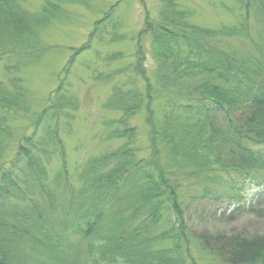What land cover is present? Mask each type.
Returning <instances> with one entry per match:
<instances>
[{"label":"trees","instance_id":"obj_1","mask_svg":"<svg viewBox=\"0 0 264 264\" xmlns=\"http://www.w3.org/2000/svg\"><path fill=\"white\" fill-rule=\"evenodd\" d=\"M62 1L46 0L40 12L32 14L19 0H0V63L37 57V32L64 19ZM161 1L159 19L153 20L145 7V27L139 32V39L148 35L152 41L157 60L153 75L143 64L139 40L134 70L141 86L136 82L126 90L114 84L107 103L123 112L113 136L127 143L89 160L80 173L78 193L65 184V151L57 130L50 140L63 157L65 171L52 184L45 183V166L30 147L37 146L34 136H25L28 147L19 143L11 157L0 160V264H197L182 200L187 184L202 188L197 198L235 202L234 208L230 204L220 211L227 221L262 214L254 204L246 208L236 203L243 201L247 184L264 185V34L254 52L241 53L224 38L243 34L241 29L201 28L189 22V13L176 0ZM118 5L96 22L88 41L72 48L55 92H63L79 55L92 48L93 37L113 21ZM246 11L248 15V6ZM242 28L245 31L246 24ZM9 43L17 48H6ZM15 90L0 84V105L23 110L25 94ZM60 98L62 94L49 97L36 128L51 115L59 117ZM158 103L166 107L163 117L157 115ZM141 116L151 150L147 157L129 143L140 129L132 126L133 120ZM4 123L0 118V156L9 146ZM22 164L30 169L22 183L28 191L39 192L44 203L29 197L32 203L24 206L29 201L24 191L25 199L13 203L15 191H22ZM56 192L64 197L61 207L53 200ZM161 226L164 230L158 232ZM164 239L172 245L156 248ZM197 241L227 264L264 262V232L251 237L203 232Z\"/></svg>","mask_w":264,"mask_h":264},{"label":"rangeland","instance_id":"obj_2","mask_svg":"<svg viewBox=\"0 0 264 264\" xmlns=\"http://www.w3.org/2000/svg\"><path fill=\"white\" fill-rule=\"evenodd\" d=\"M27 12L36 14L46 4V0H19ZM78 3L74 0L62 1L65 16L61 22H54L49 28L37 32V57L32 56L27 62L5 61L0 63V84L12 93L21 88L25 94V109H8L0 105V118L5 121L3 129L9 136L7 151L1 155L3 159L11 157L19 143L28 147L25 136H34L35 147L30 146L33 153L45 166L46 184H52L60 173H63V157L59 151L55 152L51 142V134L58 131L65 151V166L67 173H63L65 184L75 187L78 193L82 184L80 173L83 172L90 159L113 152L127 143L126 138L113 136L117 129L118 120L123 116L121 110L108 107L107 103L113 92L114 84L128 90L140 84L134 66L137 63V49L139 40L143 45L145 60L143 64L153 75L157 66L150 36L143 35L139 39V32L145 27L146 9L150 17L159 19L163 7L161 0H86ZM247 1H251V4ZM65 2V3H64ZM118 2L114 19L107 22L92 40V48L79 55L65 81L59 109V117H47L36 128V122L45 108L49 97L57 98L61 94L55 92L62 84L63 69L72 55V48L78 47L89 40L98 20L104 17L109 8ZM178 7L189 13V22L210 30H240L244 33L227 38L226 43L241 53H252L254 47L261 41L264 34V0H176ZM246 6L249 13L247 15ZM248 17H247V16ZM243 24H246L244 31ZM223 38V39H224ZM6 46L8 49L17 48L15 44ZM235 47V48H234ZM141 80V79H140ZM166 107L158 103L157 115L163 117ZM157 116V117H158ZM133 120L138 125L137 138L129 141L130 146L139 150L143 156L150 155L147 127L144 117ZM159 118V117H158ZM120 128L121 125L119 124ZM6 128V129H5ZM119 128V129H120ZM37 131L36 135H33ZM2 133V132H1ZM138 139V140H137ZM47 150V153L44 151ZM22 170V171H21ZM30 170L26 164L21 165L20 186L22 191H15L13 203L19 204L25 199L24 206L33 200L44 199L40 193L29 188L23 182L26 171ZM45 184V185H46ZM47 186V185H46ZM200 187V186H198ZM198 187H184L182 200L185 203V219L190 237V245L196 257L197 264H227L223 259L211 251L200 247L197 236L203 232H225L227 234L243 232L251 237L264 232V185L262 187L246 185L242 191V204L246 208L255 205L262 208V214L246 213L233 221L220 217L221 210H227L232 204L229 200L217 202L215 198L200 199L197 196L201 190ZM54 197L61 199L57 192ZM42 198V199H41ZM260 200V203L258 201ZM220 201V200H219ZM33 207H28L32 209ZM171 219V216L168 217ZM165 226L163 222L161 224ZM158 227V232L160 228ZM157 233V232H156ZM172 243L164 239L156 248H168ZM85 247V246H84ZM82 248L85 250V248ZM83 250V251H84ZM117 264H124L118 260ZM257 264H264L263 261Z\"/></svg>","mask_w":264,"mask_h":264}]
</instances>
